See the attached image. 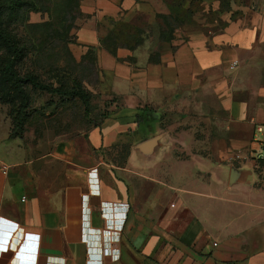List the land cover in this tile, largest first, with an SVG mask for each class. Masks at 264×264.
<instances>
[{
	"label": "crops",
	"instance_id": "obj_1",
	"mask_svg": "<svg viewBox=\"0 0 264 264\" xmlns=\"http://www.w3.org/2000/svg\"><path fill=\"white\" fill-rule=\"evenodd\" d=\"M75 1L70 49L108 112L12 138L6 120L0 264H264V163L247 156L264 0Z\"/></svg>",
	"mask_w": 264,
	"mask_h": 264
},
{
	"label": "rangeland",
	"instance_id": "obj_2",
	"mask_svg": "<svg viewBox=\"0 0 264 264\" xmlns=\"http://www.w3.org/2000/svg\"><path fill=\"white\" fill-rule=\"evenodd\" d=\"M75 17V0H0V30L18 54L12 61L13 69L63 91L85 93L88 98V114L84 116L79 93L56 94L38 89L28 81L20 83L28 103L26 135L44 129H71L70 126H81L86 119L95 121L108 112L106 103L110 98L91 90L94 80L87 56L78 63L73 59L70 43ZM11 52L0 37V61ZM20 100L17 88L0 68V113L4 117L0 119V133ZM34 108H39L41 113Z\"/></svg>",
	"mask_w": 264,
	"mask_h": 264
},
{
	"label": "trees",
	"instance_id": "obj_3",
	"mask_svg": "<svg viewBox=\"0 0 264 264\" xmlns=\"http://www.w3.org/2000/svg\"><path fill=\"white\" fill-rule=\"evenodd\" d=\"M0 37L4 40L6 44L12 49V52L7 57L3 58L0 61V68L1 72L4 75H7L10 77L11 82L13 86H15L18 90V93L21 97L20 102L18 105L13 109V115L10 120V126L7 133V138L12 137H20L22 136L23 130H24V124L26 121V118L28 117L27 107L28 103L26 99L24 98L23 90L20 85V83L28 81L32 86L37 87L38 89L45 90L46 92H52L56 94H68L72 95L75 93H79L83 107H82V113L84 116H87L88 110V98L85 93L77 92L74 90L69 91H63L58 86H51L47 83H42L40 81L35 80L31 75H21L12 67V61L13 59L18 55L17 52L14 50V47L12 44H10L7 37L4 35V33L0 30ZM34 110H37L39 113H41V110L39 108H34Z\"/></svg>",
	"mask_w": 264,
	"mask_h": 264
},
{
	"label": "built area",
	"instance_id": "obj_4",
	"mask_svg": "<svg viewBox=\"0 0 264 264\" xmlns=\"http://www.w3.org/2000/svg\"><path fill=\"white\" fill-rule=\"evenodd\" d=\"M234 64H235V60L232 61V63L230 64V67L233 66ZM247 156H248V158L251 159L252 163L255 166L259 165L260 163H264V135H263V126L261 124H255L253 127V132H252V135L250 138V144L247 147ZM237 157H238L237 154H235L231 157H228V161L231 163L234 161H237ZM87 173H88V180H92L94 178L93 177V174H94L93 168L90 169ZM2 219H4V218H2ZM0 224H5V226L1 225L3 228L4 227H12V229H13L15 227V225L7 224L3 221H0ZM6 225H9V226H6ZM104 252L106 253V249ZM116 256H117V253L114 252L112 254V258H115ZM110 257H111V254H110Z\"/></svg>",
	"mask_w": 264,
	"mask_h": 264
},
{
	"label": "water",
	"instance_id": "obj_5",
	"mask_svg": "<svg viewBox=\"0 0 264 264\" xmlns=\"http://www.w3.org/2000/svg\"><path fill=\"white\" fill-rule=\"evenodd\" d=\"M231 180H232V168L229 170V174H228V181L230 182ZM0 221H3L5 223H7V224H11L12 225V223L10 221L6 220V219L0 218ZM8 228H12V227H8ZM1 229H2V226L0 225V230ZM3 229H6V228L4 227ZM2 235L6 236V235H8V233L0 231V236H2Z\"/></svg>",
	"mask_w": 264,
	"mask_h": 264
}]
</instances>
